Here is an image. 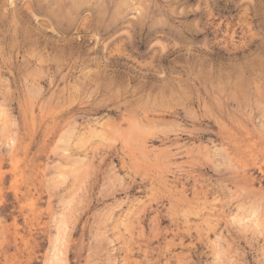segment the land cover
I'll use <instances>...</instances> for the list:
<instances>
[{
  "label": "rangeland",
  "instance_id": "obj_1",
  "mask_svg": "<svg viewBox=\"0 0 264 264\" xmlns=\"http://www.w3.org/2000/svg\"><path fill=\"white\" fill-rule=\"evenodd\" d=\"M0 264H264V0H0Z\"/></svg>",
  "mask_w": 264,
  "mask_h": 264
}]
</instances>
